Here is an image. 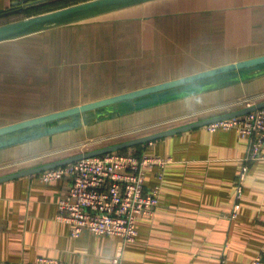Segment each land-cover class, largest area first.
<instances>
[{
    "label": "crops",
    "instance_id": "0c3cea01",
    "mask_svg": "<svg viewBox=\"0 0 264 264\" xmlns=\"http://www.w3.org/2000/svg\"><path fill=\"white\" fill-rule=\"evenodd\" d=\"M21 1L34 0H0V13L24 11L13 6ZM261 55L264 0H150L0 42V126ZM244 99L264 101V77L0 150V167L104 129L192 114L160 131L229 113ZM249 145L235 129L202 126L135 147L170 161L161 178L156 167L146 171V184L159 185V204L137 217L132 243L72 237L57 219L65 178L45 183L36 173L0 182V260L111 264L120 254L122 264H252L264 258V146L246 161Z\"/></svg>",
    "mask_w": 264,
    "mask_h": 264
},
{
    "label": "water",
    "instance_id": "95a60500",
    "mask_svg": "<svg viewBox=\"0 0 264 264\" xmlns=\"http://www.w3.org/2000/svg\"><path fill=\"white\" fill-rule=\"evenodd\" d=\"M47 1L49 0H34L27 3L21 1L13 6H19L18 3H23L20 9H24ZM147 1L150 0H85L47 12L30 15L0 24V42L74 23ZM15 10L11 9L1 12L0 16ZM261 77H264V55L227 63L183 77L26 118L0 126V150L145 111L193 95L240 83H248ZM263 107L264 101H260L229 113L77 152L40 165L0 175V182L40 173L46 169L75 162L82 158L99 156L150 143L162 137L202 127L213 121L239 116Z\"/></svg>",
    "mask_w": 264,
    "mask_h": 264
},
{
    "label": "built area",
    "instance_id": "2783aa9c",
    "mask_svg": "<svg viewBox=\"0 0 264 264\" xmlns=\"http://www.w3.org/2000/svg\"><path fill=\"white\" fill-rule=\"evenodd\" d=\"M254 103L248 101L246 106ZM209 131L235 129L250 137L246 161L258 159L264 146V107L254 111L205 125ZM170 158L159 155L137 154L133 147L99 156L82 158L65 165L40 172L42 182L67 179L68 190L58 202L57 219L69 226L72 237L84 233L120 235L124 243L137 240V217L151 216L159 204V185L146 184V171L158 168L163 175ZM38 264H75L57 258L39 256ZM0 264H22L0 260ZM111 264H122L121 255ZM252 264H264L263 253Z\"/></svg>",
    "mask_w": 264,
    "mask_h": 264
},
{
    "label": "rangeland",
    "instance_id": "374dc122",
    "mask_svg": "<svg viewBox=\"0 0 264 264\" xmlns=\"http://www.w3.org/2000/svg\"><path fill=\"white\" fill-rule=\"evenodd\" d=\"M70 3L74 4L73 0H58L55 2H50L47 4L40 5L39 7H36L34 12L41 11L39 13H43V12H47L50 10H54L57 8L71 5ZM34 12H31V13H34ZM25 14L26 12L23 11V13L4 15L0 17V24L30 16V15H25ZM250 99L251 98H248L247 100H250ZM247 100L244 99V100H241V102L244 104L245 102L246 103L248 102ZM45 102H47L46 99H45ZM65 102H69V100ZM50 103H51L50 108H53L56 102L51 101ZM246 103L244 106H246ZM191 117H192V114L186 113L182 115L181 117L176 118L177 120L167 119L165 122H163V120L159 118H154V119L152 118L149 121L147 120L143 123L135 122L133 124H128L123 127L124 129L122 128L121 130L120 129H117V130L116 129L115 130L104 129V130L98 131L99 133L95 134L92 137L90 136L88 138L76 137L75 140L69 143H61L57 145L56 147H51V149L50 148H46L45 150L35 149L31 152L29 151L27 153L20 155V157H18L16 160L14 159V162L11 163L10 165L8 166L5 165V166L0 167V173L7 171V170L14 169V168H19V167H22L23 169H25V168H28V166H33L35 163H38L40 161H42V163H46V162H50L56 159L69 156L71 154H75L77 152L86 151V150L104 146L107 144L135 138V137L146 135L149 133H153L162 127L169 126V125L170 126L177 125L179 123H182V121L183 122L187 121ZM134 150L137 151L135 148Z\"/></svg>",
    "mask_w": 264,
    "mask_h": 264
},
{
    "label": "trees",
    "instance_id": "16d2710c",
    "mask_svg": "<svg viewBox=\"0 0 264 264\" xmlns=\"http://www.w3.org/2000/svg\"><path fill=\"white\" fill-rule=\"evenodd\" d=\"M55 1H58V0H55ZM55 1H52V2H55ZM76 1H78V0H73V3L74 2H76ZM44 4H47V3H44ZM71 4V3H70ZM40 5H43V4H40ZM40 5H34V6H31V7H27L26 9H21V10H24V12H28V13H31L32 11H34L35 9H36V7H39ZM20 6H15L14 8H19ZM14 12V11H13ZM11 12V13H8V14H5V15H10V14H18V12ZM19 13H23V11L22 12H19ZM2 16H4V15H1L0 17H2ZM54 136V135H53ZM51 137V136H50ZM140 145H142V144H140ZM140 145H137V146H140ZM137 146H134L133 148H135V147H137ZM126 149H121V150H119V151H125ZM137 150V149H136ZM137 154H141L138 150L137 151H135Z\"/></svg>",
    "mask_w": 264,
    "mask_h": 264
}]
</instances>
